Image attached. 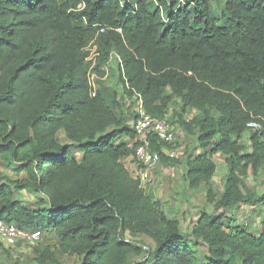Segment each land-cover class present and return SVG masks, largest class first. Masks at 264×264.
<instances>
[{"label":"trees","instance_id":"16d2710c","mask_svg":"<svg viewBox=\"0 0 264 264\" xmlns=\"http://www.w3.org/2000/svg\"><path fill=\"white\" fill-rule=\"evenodd\" d=\"M100 28L107 31L97 38ZM113 60L120 99L90 79ZM135 95L157 119L177 104L193 142L175 160L165 152L171 145L151 139L157 170L184 165L185 190L206 187L215 204L186 234L124 163L139 146H131L134 103L124 98ZM256 119H264V0H0V164L25 173H0V219L42 239L22 264H63V256L77 264H264V193L244 188L251 172H264V141L248 130ZM216 157L227 166L219 200ZM32 191L29 203L23 193ZM127 234L154 248L145 252Z\"/></svg>","mask_w":264,"mask_h":264},{"label":"rangeland","instance_id":"374dc122","mask_svg":"<svg viewBox=\"0 0 264 264\" xmlns=\"http://www.w3.org/2000/svg\"><path fill=\"white\" fill-rule=\"evenodd\" d=\"M98 38V37H97ZM87 52L89 54L88 58H90V64L94 63L95 61V55L98 53V48L96 47L95 41L90 44V46L87 48ZM96 63V61H95ZM116 62L113 60L110 66H105L103 69L99 71V73H95L94 70L91 74L92 77L91 82H96L97 77L100 78L102 82H96V87H100V83H103V85H106L109 88H115L116 87V80L115 76H113L111 69L114 68ZM96 65V64H95ZM92 66V65H91ZM97 76V77H96ZM118 96L119 99L121 98V90H118ZM109 97L113 98V92H109ZM180 107L175 104L172 105L169 111V119L172 122V125L174 127V131L176 133V142L174 145H172V148L166 149L165 151L168 153L174 152L175 157L173 159L178 160L181 158L188 150L189 144H192V140L185 134L184 128L180 124V116L176 114L177 109ZM197 115L196 111H191L188 114L183 116L184 121L190 122L194 119V117ZM60 142L67 144L69 143L66 139V136L62 133L59 135ZM134 143L131 142V146H133ZM135 156L133 157H127L124 160V163L126 165V168L130 170V173L132 177L137 178L138 171H134L132 164L134 163ZM215 162L218 166V171L215 175V178L213 180V193L215 196H217L218 200L223 193L224 190V183L227 175V166L225 162L224 157H216ZM13 172L6 170L1 164H0V173L7 175L13 180L16 179H22L25 177V173L21 170L20 166L14 165L13 166ZM185 170L184 165L182 164H173L169 163L167 165H161L158 170H156L152 183H146L143 184L142 187L146 190V193L153 197L154 199L161 201L164 208L167 210L169 215H171L173 218H176L179 220L181 224V230L183 234H186L189 232V230L192 229L194 225L197 224L198 219L203 214H212L215 212V204L210 202L208 197V188L204 187L201 188L198 191H189L187 192L185 190L184 185V177ZM244 188L249 189L252 191V193L256 197H261L264 193V172L259 173L257 176L253 175L252 172L249 174L247 178L244 179ZM25 201L31 203L34 201V192H24L23 193ZM242 208V207H241ZM256 207H247V210L251 213V215H254L255 227L257 222V218L260 221V215L259 210H255ZM243 209V208H242ZM226 213V211H223ZM244 213V209L239 212H237V216L242 217V214ZM229 217H232L234 215V212L228 213ZM264 213L261 212V215ZM226 223V222H225ZM227 231V227L225 228ZM250 232L254 233V235L258 234V232L253 229H249ZM126 239L132 243H135L137 245H141L145 252H148L150 249L154 248V243L144 237V236H132L130 234H127ZM42 239L39 240L41 242ZM38 242V243H39ZM20 244L18 245L19 248L18 251L15 254L5 252L4 248L0 247V264H22L28 260H32L33 257V247H37L30 245L28 241H20ZM16 247V246H15ZM24 256V257H23ZM148 258L147 253L140 257L135 258L133 262L141 261L142 259ZM61 262L63 264H77L76 259L73 257L63 256L61 258Z\"/></svg>","mask_w":264,"mask_h":264},{"label":"built area","instance_id":"2783aa9c","mask_svg":"<svg viewBox=\"0 0 264 264\" xmlns=\"http://www.w3.org/2000/svg\"><path fill=\"white\" fill-rule=\"evenodd\" d=\"M85 8L84 4H81L79 10ZM106 28H100L96 37L105 34ZM122 33L121 30H118ZM99 56L98 53L95 55L96 58ZM95 61L92 68L95 66ZM94 74H91V77ZM94 88H96V82H92ZM125 103L128 105L134 103L135 112L137 114L136 120L133 122V129L136 133V139L134 144L139 143L136 149L134 163L132 167L134 171H138V178L141 181V185L146 183H152L153 176L158 168L160 161V155L151 150V139L156 137L161 142L167 145H174L176 142V133L172 126L169 114L163 119H157L149 115L143 106V101L139 95H135L133 98L125 96ZM248 130L252 133L259 134L264 141V119H256L248 125ZM166 152V151H165ZM166 154L170 157H175V153L171 152ZM0 239L3 244L9 247H15L19 245L20 241H28L30 245L35 246L41 239V234L29 233L15 225H8L0 219Z\"/></svg>","mask_w":264,"mask_h":264},{"label":"clouds","instance_id":"9594fccd","mask_svg":"<svg viewBox=\"0 0 264 264\" xmlns=\"http://www.w3.org/2000/svg\"><path fill=\"white\" fill-rule=\"evenodd\" d=\"M82 4H84V3H82ZM85 5V4H84ZM88 61H90V58H88ZM263 139V138H262Z\"/></svg>","mask_w":264,"mask_h":264}]
</instances>
